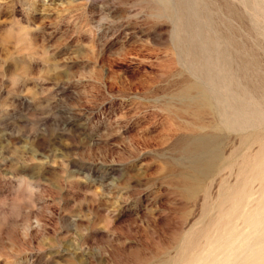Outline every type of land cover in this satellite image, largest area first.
<instances>
[{
  "label": "rangeland",
  "instance_id": "374dc122",
  "mask_svg": "<svg viewBox=\"0 0 264 264\" xmlns=\"http://www.w3.org/2000/svg\"><path fill=\"white\" fill-rule=\"evenodd\" d=\"M188 46L210 65L203 74ZM199 82L227 111L264 115V0H0V264H182L195 241L183 264L198 253L193 264L264 255L260 179L256 202L240 174L258 145L241 146L249 133L186 104L182 91ZM203 134H220L229 163L195 188L184 181L186 144ZM229 187L243 189L242 203L254 198L249 217H232Z\"/></svg>",
  "mask_w": 264,
  "mask_h": 264
},
{
  "label": "bare ground",
  "instance_id": "6f19581e",
  "mask_svg": "<svg viewBox=\"0 0 264 264\" xmlns=\"http://www.w3.org/2000/svg\"><path fill=\"white\" fill-rule=\"evenodd\" d=\"M175 1V0H174ZM260 3V2H259ZM195 15V14H194ZM185 18V17H184ZM184 22V21H183ZM188 22H189V20H188ZM182 24V22L179 24V25H181ZM184 25V24H183ZM188 25V24H187ZM187 27V26H186ZM199 27V26H198ZM181 29V28H180ZM183 30H184V27H183ZM180 31V30H179ZM198 31V30H197ZM196 31V32H197ZM201 31V30H200ZM182 32H185V31H182ZM192 34V33H191ZM197 34H199V33H197ZM201 36V35H200ZM195 38V37H194ZM197 38L198 39H200L199 38V36H197ZM203 38V37H202ZM196 41V40H195ZM199 41H201V39L199 40ZM197 42V41H196ZM202 42V41H201ZM211 44V43H210ZM212 45V44H211ZM210 46V45H209ZM203 47V46H202ZM205 47V46H204ZM212 47V46H211ZM210 47V48H211ZM207 48V47H206ZM209 48V49H210ZM200 50V49H199ZM199 50L196 48V47H193V46H188L187 48H183V50H182V52L184 53V55H186L187 56V58H188V56L190 57V59H191V61L190 60H188L189 62H191V68H192V70L194 71V72H196V73H199V74H203L202 73V71L204 70V65L202 64L203 62H202V60H201V58L200 57H198L197 55L199 54ZM217 51L219 50V49H216ZM204 51V50H203ZM206 51V50H205ZM205 51H204V56H205ZM208 51V50H207ZM216 51V52H217ZM211 52H213L212 50H211ZM215 52V51H214ZM213 52V53H214ZM179 53H181V52H179ZM206 53H208V52H206ZM210 53V52H209ZM219 53V52H218ZM202 55H203V53H202ZM208 55V54H207ZM221 55V54H220ZM183 56V55H182ZM222 56H223V54H222ZM224 57V56H223ZM225 58H226V56H225ZM189 59V58H188ZM202 59H204V58H202ZM221 59V58H220ZM219 59V60H220ZM218 60V59H217ZM224 60V59H223ZM226 60V59H225ZM220 61H222V60H220ZM228 61V60H227ZM208 63V62H207ZM210 63V62H209ZM227 63V62H226ZM204 64H205V62H204ZM219 64H220V62H219ZM246 66V65H245ZM207 67H208V65H207ZM206 67V68H207ZM209 67H210V65H209ZM209 67H208V69H209ZM250 67V66H249ZM190 68V67H189ZM205 68V69H206ZM208 69H207V71H208ZM211 69H212V67H211ZM192 70H190L191 72H192ZM220 70V69H219ZM212 71V70H211ZM205 72V71H204ZM193 73V72H192ZM207 73V72H206ZM212 73V72H211ZM211 73H209V74H211ZM208 74V75H209ZM213 74V73H212ZM194 75L196 76L197 74H195L194 73ZM193 75V76H194ZM198 77H200L199 75H198ZM206 77H207V75H206ZM211 77V76H210ZM217 77V76H216ZM197 78V77H196ZM202 78V77H201ZM209 78V77H208ZM198 79V78H197ZM212 79V78H211ZM214 79H215V77H214ZM196 80V79H195ZM199 80V79H198ZM197 80V81H198ZM213 80V79H212ZM211 81V80H210ZM210 81H208L209 83H210ZM213 81H215V80H213ZM204 83H205V81H203ZM203 82H199V83H194V84H190V85H188L186 88H184V90L182 91V94H181V97H183L184 99L183 100H188V101H190V102H188V103H186V104H188V106L189 105H191V106H195V107H197V108H200V109H210L211 110V112H212V114H215V113H217L218 115H220V114H222L223 115V117H224V119L222 120V122L224 121V125H226L225 126V128H229V129H231V130H236V131H238L239 129V132L242 130L244 133H246V134H248V136L246 135V137L245 136H240L241 138V143L242 144H240L241 146L242 145H248V146H254V145H258V150H256V152H257V154L253 157V156H251V155H245L244 157H243V159H242V157L240 158V159H242V164H241V169H240V174L242 175H245L244 176V182L242 181L241 182V185H242V183H243V185L241 186V187H243V189L246 191V192H248L247 191V189L248 190H250L249 192H250V194H249V196H251V197H254L255 198V196H254V191H253V196L251 195V183L254 181V180H258V179H260V184H261V186L259 185V187L261 188L262 187V190H261V192L263 193V196H264V174H263V172H264V140H263V135L261 134V131L262 130H260V128H262L263 126H264V115L262 114V112H261V114L260 115H255V114H253V112L251 111V110H249V107H248V109H246V108H244V106L243 107H239V109H237L236 111H234V112H231V111H227L226 109H225V105L222 103V101H221V96L219 95V93H218V91L217 92H213V91H209V90H207L206 88H205V85L203 84ZM214 83V82H213ZM233 83V82H232ZM232 83H228V86L229 85H231ZM206 84H208V83H206ZM234 84V83H233ZM236 84V83H235ZM211 85H212V83H211ZM213 86H214V84H213ZM232 86H234V85H232ZM230 87V86H229ZM248 87V86H247ZM230 91V90H229ZM210 92H213V94L211 93L210 94ZM243 93V92H242ZM240 94V93H239ZM222 95V94H221ZM243 95V94H242ZM247 97V96H246ZM245 97V98H246ZM243 98V97H242ZM245 98H243V99H245ZM182 99V98H181ZM224 99V98H223ZM248 100V99H247ZM226 101V100H225ZM229 102V101H228ZM227 102V103H228ZM231 103H233V104H235L234 102H231ZM232 104V105H233ZM228 105H229V103H228ZM228 105H227V107H228ZM240 105V104H239ZM232 108V107H231ZM256 110V109H255ZM220 113V114H219ZM256 113V112H255ZM216 118V117H215ZM220 118V117H219ZM222 118V117H221ZM256 118V120L258 121V126L256 125L255 126V123H254V119ZM258 128V134L256 133H254V130H256L257 128ZM238 129V130H237ZM222 131V130H221ZM263 131H264V129H263ZM250 132H253V133H250ZM223 138L220 136V134L219 135H216V134H203V135H198V136H195V137H193L191 140H189V141H187V150H188V152H190V153H192V154H194V158L191 160V162H190V174L191 175H188L187 177H185V179H184V181L185 182H187L189 185H191L192 187H195V188H197L198 187V182H200L199 181V179L201 178V179H203L205 176H207V174H210L211 172L213 173V172H215V171H217L219 168H220V163H221V161H223V160H225V158L224 157H222L223 156V140H222ZM251 147H250V149H251ZM256 147V146H255ZM248 149V148H247ZM254 149V148H253ZM254 152V151H253ZM237 153V152H236ZM235 152L232 154V156L234 155V154H236ZM249 153V152H248ZM245 154H247V153H245ZM250 154V153H249ZM252 154V153H251ZM253 155V154H252ZM222 158H224V159H222ZM228 158H232V157H228ZM252 159V160H251ZM228 160V159H227ZM227 160H225V161H227ZM230 160V159H229ZM224 162V161H223ZM228 162V161H227ZM229 163V162H228ZM238 163V164H239ZM235 164V163H234ZM232 165V164H231ZM239 170V169H238ZM250 171V175H246L245 173H247V172H249ZM261 174H263V175H261ZM185 175H187V174H185ZM238 175V174H237ZM260 175H261V177H260ZM263 176V177H262ZM243 177V176H242ZM258 178V179H257ZM243 179V178H242ZM240 180V179H239ZM224 184V183H223ZM237 185H238V183H237ZM236 185V186H237ZM254 186H256V185H254ZM231 187V186H230ZM229 187V191H230V189L232 190V191H230V192H228L227 193V195H226V197L224 196V195H222V196H224L225 197V200H223V203H228V205L229 206H227V208L229 209V207H232L234 204L233 203H236V207H235V209L233 210V212H234V214H233V216L232 217H235V216H237L236 217V219H238V218H242V216L243 217H249V214L248 213H250V212H246V207L245 206H249V204H251V202L253 203V201H251V200H253L254 198H252L251 199V197L249 198V197H243L245 200H246V202H244V203H242L244 200L243 199H241V197H240V195L241 194H239V192L240 193H242L241 191L243 190V189H240L239 187L238 188H234V187H232V188H230ZM239 189V190H234V189ZM250 188V189H249ZM252 190H253V188H252ZM259 191H260V189H259ZM245 192V193H246ZM224 193H225V191H224ZM223 193V194H224ZM243 193H244V191H243ZM262 193L260 194V196H262ZM226 194V193H225ZM238 194H239V196H238ZM247 194V193H246ZM244 195V194H243ZM258 195V193H256V196ZM246 196H248V195H246ZM259 196V195H258ZM260 196H259V198H260ZM263 199H264V197H262ZM262 198H260V200L262 199ZM247 199H251V200H247ZM262 199V200H263ZM220 200V199H219ZM257 200H259L258 198L256 199H254V201H256L257 202ZM259 200V201H260ZM250 201V202H249ZM249 202V203H248ZM247 205H246V204ZM263 204H264V202H262ZM230 204H233V205H230ZM243 204H245V206H243ZM261 204V203H260ZM263 204H261L262 205V207H258L257 205H255V203H254V205H255V207H256V209H258V208H263L264 209V207H263ZM218 205H220V203L218 204ZM227 205V204H226ZM225 205V206H226ZM253 205V204H252ZM247 206V207H248ZM251 206V205H250ZM258 207V208H257ZM223 208V207H222ZM227 208H226V210H227ZM225 210V211H226ZM249 210V209H248ZM254 210V209H253ZM253 210H250V211H253ZM259 210V212H260V210H262V209H258ZM230 212H232L231 210H229ZM254 211H256V210H254ZM253 211V212H254ZM223 212H224V210H223ZM221 213L220 211H219V213H221V214H224L225 215V213ZM255 213L254 214V218H255V216H256V218L257 217H262L263 215H262V212L263 211H261L260 213ZM264 213V212H263ZM227 214H229V213H227ZM221 216V215H220ZM220 216H218V220L219 219H222V217L221 218H219ZM226 216V215H225ZM228 216V215H227ZM229 216H231V213L229 214ZM223 219L225 220L226 218H224L223 217ZM222 219V220H223ZM227 219H229L228 217H227ZM235 219V218H234ZM248 219V218H247ZM246 219V220H247ZM249 219H251V217L249 218ZM252 219H253V217H252ZM259 218H257V220H258ZM262 219H264L263 217L261 218V219H259V221L260 220H262ZM222 220H221V223H222ZM223 220V221H224ZM233 220V219H232ZM238 220H240V219H238ZM254 220V219H253ZM220 221V220H219ZM226 221V220H225ZM224 221V222H225ZM227 221H229V220H227ZM250 221V220H249ZM259 221H257V222H259ZM264 221V220H263ZM218 222V221H217ZM235 220L232 222V223H234L235 224ZM246 221L244 220V224H245V226L247 225V223H245ZM252 222V221H251ZM256 221H255V224L257 223ZM223 224V223H222ZM225 224V223H224ZM238 224V223H237ZM240 224V223H239ZM243 224V225H244ZM249 224V223H248ZM251 224H253V223H251ZM257 224H260V223H257ZM256 224V225H257ZM262 224V223H261ZM260 224V225H261ZM229 225H231V224H229ZM250 225V224H249ZM255 225V226H256ZM259 225V226H260ZM211 226H212V224H211ZM245 226H243V228L245 227ZM253 226V225H252ZM254 226V227H255ZM263 226H264V222H263ZM263 226H262V228H263ZM213 227V226H212ZM212 227H211V230H212ZM217 227L219 228V227H221L220 226V224H219V226L217 225ZM231 229L233 228L232 227V225L231 226H229ZM247 227V226H246ZM245 227V228H246ZM257 227V226H256ZM256 227H255V229H256ZM214 228V227H213ZM216 228V227H215ZM214 228V229H215ZM224 228H226V227H223V229ZM236 229L237 228H239V227H235ZM210 229V228H209ZM208 229V230H209ZM213 229V230H214ZM227 229V228H226ZM240 229H241V226H240ZM249 229V227L247 228V230ZM253 229V228H252ZM259 229V228H258ZM217 230V229H216ZM220 230H222V228L220 229ZM225 230V229H224ZM233 231H235L234 230V228L232 229ZM244 230V229H243ZM242 230V231H243ZM246 230V231H247ZM261 230V229H260ZM206 231V230H205ZM204 231V233H206ZM227 230H225L224 231V233L226 232ZM237 231H239V229L237 230ZM242 231H241V233H242ZM251 231V230H250ZM254 231V230H253ZM257 232H258V230H256ZM211 232V231H210ZM209 232V234L211 235V233ZM213 232V231H212ZM229 232V231H228ZM228 232L225 234V235H227L226 237L227 238H229V240H226L227 242L226 243H223L224 245H222L221 247L224 249V247L227 245V243H228V241H230L231 239H230V237H228ZM244 232V231H243ZM252 232V231H251ZM255 232V231H254ZM256 232V233H257ZM260 232H262V231H259V233ZM204 233H203V235H204ZM218 232H215V233H213V234H217ZM223 232H222V234H224ZM230 233H231V231H230ZM234 233V232H233ZM236 233V232H235ZM234 233V234H235ZM245 233V232H244ZM207 235V236H209L208 237V239L210 238V235ZM234 234L232 235V236H234ZM237 234H239V232L237 233ZM236 234V235H237ZM246 235L247 234H250V233H245ZM252 234V233H251ZM250 234V235H251ZM258 234V233H257ZM262 234H264V231H263V233ZM205 235V236H206ZM220 234H218L217 235V237L219 236ZM230 235V234H229ZM241 235V234H240ZM245 235V236H246ZM253 235H255V234H253ZM205 236H202V239H203V237H205ZM206 236V237H207ZM215 236V235H214ZM247 236H249V235H247ZM256 236V235H255ZM259 236V235H258ZM258 236H256V237H258ZM264 236V235H263ZM262 236V237H263ZM213 237V236H212ZM216 237V236H215ZM221 237V236H220ZM222 237H224V235H222ZM221 237V238H222ZM235 237V236H234ZM234 237H231V238H234ZM238 237V236H237ZM241 237V236H240ZM260 237V236H259ZM214 238V237H213ZM212 238V239H213ZM205 239V238H204ZM203 239V240H204ZM207 239V238H206ZM205 239V240H206ZM236 239V238H235ZM243 239V238H242ZM249 239V238H248ZM250 239H251V236H250ZM258 239V238H257ZM191 240V239H190ZM194 240V239H193ZM216 240V239H215ZM217 240H218V238H217ZM220 240H222L223 242H224V240L223 239H220ZM233 240V239H232ZM231 240V241H232ZM239 240H241L240 238H239ZM253 240V239H252ZM251 240V241H252ZM260 240V239H259ZM263 240V239H262ZM210 241H211V238H210ZM213 241H214V239H213ZM210 242V243H214V242ZM219 241V240H218ZM221 241V242H222ZM236 241V240H235ZM244 241H245V239H244ZM246 241H248V240H246ZM245 241V242H246ZM197 241H195L194 243H188L189 245H187V247H186V249L184 250V252H183V254H181L182 255V257H180V256H178L179 257V259H180V261H181V263L183 264V262L184 261H186L185 259H184V256H187L191 251H192V248H194V245H195V243H196ZM201 242H202V240H201ZM207 242H208V240H207ZM221 242H220V244H221ZM232 242H234V240L232 241ZM231 242V243H232ZM238 242H240V241H238ZM241 242H242V240H241ZM244 242V243H245ZM199 243V242H198ZM209 243V244H210ZM216 243H218V242H216ZM186 244H187V242H186ZM219 244V243H218ZM217 244V245H218ZM219 244V245H220ZM237 244V243H236ZM246 244H248L247 242H246ZM256 244V243H255ZM254 244V245H255ZM260 244H263V243H260ZM185 245V244H184ZM205 245H206V243H205ZM219 245L217 246V248H214V249H218V247H219ZM232 246H233V244H231ZM241 245V243L239 244V246ZM251 245V244H250ZM249 245V246H250ZM264 245V244H263ZM196 246H198V247H200L198 244L196 245ZM195 246V247H196ZM210 246V245H209ZM212 246H213V244H212ZM212 246H211V248H212ZM214 246H216V244L214 245ZM213 246V247H214ZM224 246V247H223ZM238 246V247H239ZM242 246H243V243H242ZM241 246V247H242ZM249 246L247 245V247L245 246V249L246 250H249L250 251V253H251V251L252 250H255V249H251L250 250V248H249ZM260 246V245H259ZM202 248H203V250H204V248H206L205 246L203 247V243H202V246H201ZM220 247V248H221ZM231 247V246H230ZM251 247V246H250ZM255 247V246H254ZM257 247H258V245H257ZM261 247V246H260ZM210 248V247H209ZM208 248V249H209ZM220 248L218 249V250H220ZM221 248V250H223ZM226 248V247H225ZM233 249H234V247H232ZM240 248V247H239ZM259 248V247H258ZM263 248H264V246H263ZM263 248H260V250L262 249L263 250ZM196 249V248H195ZM195 249H194V251H195ZM213 249V248H212ZM227 249V248H226ZM244 248L242 247V250H243ZM243 250L242 251V253L243 254H246V255H248L247 253H244L246 250ZM200 250V249H199ZM206 250V249H205ZM211 250V249H210ZM210 250H208V252H210ZM218 250H216V251H218ZM220 250V251H221ZM230 250H231V248H230ZM256 250H258L257 248H256ZM260 250H258V251H260ZM198 251V250H197ZM200 251H202V250H200ZM207 251V250H206ZM213 251V250H212ZM228 250H226V252H227ZM257 251V252H258ZM181 252V253H182ZM199 252V251H198ZM198 252H196V253H198ZM203 252V251H202ZM231 252H232V250H231ZM238 252V251H237ZM236 252V253H237ZM239 252H241L240 250H239ZM248 252V251H247ZM253 252V251H252ZM255 253H256V251H254ZM254 252H253V255H254ZM195 253V255H197ZM207 252H205L204 254L205 255H207L208 256V254H206ZM222 253H225V252H222ZM235 253V252H234ZM233 253V254H234ZM235 253V254H236ZM263 253V252H262ZM191 254V253H190ZM189 254V255H190ZM192 254H194V252L192 251ZM192 254H191V256H192ZM202 254V253H201ZM204 254H203V258L204 259H206L205 257H207V256H205L204 257ZM213 254V253H212ZM211 254V256L213 257V255ZM228 254H229V252H228ZM259 254V253H258ZM258 254H256V255H258ZM195 255H194V257H195ZM198 255H199V257H200V254L198 253ZM197 255V256H198ZM216 255V254H215ZM224 255L225 254H223V255H220V257L217 259V260H221L222 259V257L224 258ZM238 255V256H237ZM240 255H241V253H240ZM240 255H239V253L238 254H236V256L237 257H240ZM250 255V254H249ZM248 255V256H249ZM252 255V254H251ZM250 255V256H251ZM252 255V257H255V255L253 256ZM211 256H210V260H211ZM227 256H230V255H227ZM232 256V255H231ZM236 256H234V258L236 257ZM247 256V257H248ZM198 257V258H199ZM209 257V256H208ZM226 257V256H225ZM243 256H241L240 258H242ZM246 257V258H247ZM186 258V257H185ZM189 258V257H188ZM193 258V257H192ZM198 258H196V259H198ZM201 258V257H200ZM228 258H230V257H228ZM233 258V257H232ZM240 258H239V262H240ZM243 258H245V257H243ZM243 258H242V260H243ZM262 258H264V255L263 254H261L260 253V255H258L257 256V259H256V262H261V259ZM187 259V258H186ZM190 259L191 258H189V260H187L188 261V263L189 264H193V262H195L196 261V259H195V261H192V263H191V261H190ZM215 259V260H216ZM225 259V258H224ZM224 259H223V261H224ZM236 259H238V258H236ZM249 259H250V257H249ZM255 259V258H254ZM178 260V259H177ZM184 260V261H183ZM202 260V259H201ZM209 259H208V262L210 261ZM246 260H248V259H245V261ZM183 261V262H182ZM204 261H206V260H204ZM219 261H217V262H219ZM233 261H235V260H233ZM244 261V260H243ZM250 261V262H249ZM248 262H249V264L251 263V260H249ZM197 262H198V260H197ZM208 262H206V263H208ZM214 262H216V261H214ZM221 262V261H220ZM225 262V261H224ZM223 262V263H224ZM236 262V264L238 263V261H235ZM242 262V261H241ZM240 262V263H241ZM248 262H247V264H248ZM253 262V261H252ZM256 262H254V263H256ZM258 262V263H259ZM164 263H166V262H164ZM167 263H170V262H168L167 261ZM172 263V262H171ZM177 263V262H176ZM179 263V262H178ZM196 263V262H195ZM210 263H211V261H210ZM213 263V262H212ZM227 263V262H226ZM244 263V262H243ZM242 263V264H243ZM253 263V264H254ZM258 263H256V264H258ZM261 263H263V261L261 262ZM260 263V264H261ZM199 264H201V262L199 263ZM213 264H215V263H213ZM220 264V263H219ZM222 264V263H221ZM228 264V263H227ZM233 264V263H232ZM235 264V263H234Z\"/></svg>",
  "mask_w": 264,
  "mask_h": 264
}]
</instances>
